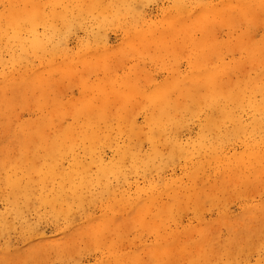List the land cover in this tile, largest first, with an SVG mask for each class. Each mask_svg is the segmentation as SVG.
I'll list each match as a JSON object with an SVG mask.
<instances>
[{"label":"rangeland","instance_id":"obj_1","mask_svg":"<svg viewBox=\"0 0 264 264\" xmlns=\"http://www.w3.org/2000/svg\"><path fill=\"white\" fill-rule=\"evenodd\" d=\"M0 264H264V0H0Z\"/></svg>","mask_w":264,"mask_h":264},{"label":"bare ground","instance_id":"obj_2","mask_svg":"<svg viewBox=\"0 0 264 264\" xmlns=\"http://www.w3.org/2000/svg\"><path fill=\"white\" fill-rule=\"evenodd\" d=\"M83 102V101H82ZM51 112V111H50ZM53 112V111H52ZM47 142V141H46ZM52 145V144H51ZM125 154L127 155V152H125ZM30 156V155H29ZM25 158L27 157V155L26 156H24ZM28 159V158H27ZM26 160V159H25ZM5 163V162H4ZM41 164V163H40ZM12 167V166H11ZM39 167V166H38ZM10 169V168H9ZM39 169V168H38ZM40 170V169H39ZM58 172V171H57ZM39 173V172H38ZM59 174H60V172H59ZM30 177V176H29ZM48 178V177H47ZM162 200V199H161ZM160 200V201H161ZM138 206V205H137ZM164 207H165V205H164ZM138 210V209H137ZM67 211V210H66ZM204 212V211H203ZM137 215H138V213H137ZM135 216V215H134ZM140 216V215H139ZM152 224H153V222H152ZM159 225V224H158ZM156 226V225H155ZM149 227V226H148ZM97 228V227H96ZM82 230V229H81ZM163 239V238H162ZM163 241V240H162ZM160 242H161V240H160ZM165 242V241H164ZM159 245H160V243H159ZM175 246V245H174ZM176 247V246H175ZM181 247V246H180ZM183 247V246H182ZM168 248V247H167ZM166 250V249H165ZM156 251V250H155ZM181 251V250H180ZM187 251V250H186ZM168 253V252H167ZM171 254V253H170ZM199 256V255H198ZM165 257V256H164ZM193 257V256H192ZM122 259V258H121ZM172 260V259H171ZM149 263V262H148ZM166 263V262H165Z\"/></svg>","mask_w":264,"mask_h":264}]
</instances>
